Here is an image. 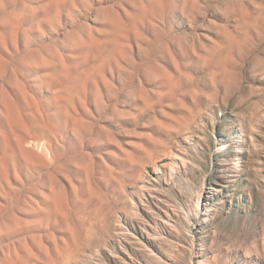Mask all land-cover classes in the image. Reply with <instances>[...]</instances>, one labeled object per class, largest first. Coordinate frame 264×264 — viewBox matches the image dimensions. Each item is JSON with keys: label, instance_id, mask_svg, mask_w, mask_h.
I'll list each match as a JSON object with an SVG mask.
<instances>
[{"label": "rangeland", "instance_id": "1", "mask_svg": "<svg viewBox=\"0 0 264 264\" xmlns=\"http://www.w3.org/2000/svg\"><path fill=\"white\" fill-rule=\"evenodd\" d=\"M0 264H264V0H0Z\"/></svg>", "mask_w": 264, "mask_h": 264}, {"label": "bare ground", "instance_id": "2", "mask_svg": "<svg viewBox=\"0 0 264 264\" xmlns=\"http://www.w3.org/2000/svg\"><path fill=\"white\" fill-rule=\"evenodd\" d=\"M0 186H1V188H2V185H1V183H0ZM1 188H0V189H1ZM0 193H1V192H0Z\"/></svg>", "mask_w": 264, "mask_h": 264}]
</instances>
